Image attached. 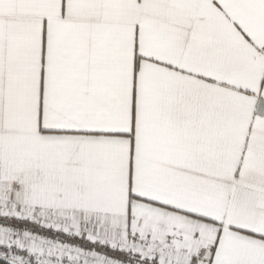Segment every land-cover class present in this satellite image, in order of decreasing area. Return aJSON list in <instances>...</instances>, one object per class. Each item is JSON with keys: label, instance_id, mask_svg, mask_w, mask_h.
Segmentation results:
<instances>
[{"label": "snow or ice", "instance_id": "obj_1", "mask_svg": "<svg viewBox=\"0 0 264 264\" xmlns=\"http://www.w3.org/2000/svg\"><path fill=\"white\" fill-rule=\"evenodd\" d=\"M0 264H264V0H0Z\"/></svg>", "mask_w": 264, "mask_h": 264}]
</instances>
